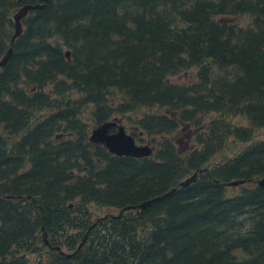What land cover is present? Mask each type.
Returning <instances> with one entry per match:
<instances>
[{"label":"trees","instance_id":"trees-1","mask_svg":"<svg viewBox=\"0 0 264 264\" xmlns=\"http://www.w3.org/2000/svg\"><path fill=\"white\" fill-rule=\"evenodd\" d=\"M9 47L0 264H264V0H0ZM125 114L150 155L89 139Z\"/></svg>","mask_w":264,"mask_h":264},{"label":"water","instance_id":"water-1","mask_svg":"<svg viewBox=\"0 0 264 264\" xmlns=\"http://www.w3.org/2000/svg\"><path fill=\"white\" fill-rule=\"evenodd\" d=\"M43 2H47L48 0H40ZM41 5V4H40ZM40 5H24L21 7L13 16L15 20V31L10 39V44L13 43L16 36H18L21 32V24L20 18L24 16L28 10L36 9L41 7ZM11 49L9 48L7 53L0 60V66L4 65L8 59ZM68 52L66 55L68 56ZM116 126L117 130L115 132L109 133L108 130ZM91 141L102 143L109 152L116 155H128L133 157H142L147 156L151 153V149L148 146H139L135 143L133 136L127 134L124 130L123 126H118L116 122L108 121L97 128L93 129L91 135L89 137ZM193 177L187 178L185 181L181 182V185L188 184ZM258 184L264 186V177L259 179ZM233 185L237 184V181L232 182ZM148 203V202H147ZM147 203H142L138 205L139 207H143Z\"/></svg>","mask_w":264,"mask_h":264},{"label":"rangeland","instance_id":"rangeland-1","mask_svg":"<svg viewBox=\"0 0 264 264\" xmlns=\"http://www.w3.org/2000/svg\"><path fill=\"white\" fill-rule=\"evenodd\" d=\"M184 75H185L184 78H181V76H179L176 79L179 80L180 82L191 80V75H192L191 73H185ZM113 98H114V101H117L119 99V96L117 94H114ZM146 111H148V109H146L145 107H142L139 111H137L136 115L137 114L140 115V114H142L143 112H146ZM150 111H157V110H155V109L152 110L151 109ZM128 116H129V114H125V116H123V117L120 116V115H116L114 118L118 121V123L120 125H123L126 128L127 132L129 133L130 130L133 129L132 124H133V122L135 120V117L132 116L130 119H128ZM233 120L245 123V120L243 118H240V117H236ZM135 131L138 133V129L135 128ZM139 137H140V134L137 136V140H138L137 144H142V145L146 144V141L140 140V139L144 138V135L142 136V138L140 137V139H139ZM179 137L181 139V145H183L188 140L187 135L184 134V131L179 133ZM255 138H264V128L258 129L255 132ZM231 152L232 151L229 150V149H224L221 154L229 156V155H231ZM219 157H220V155L215 156L212 159V161H217L219 159ZM104 212H105V209H101V211L98 214L99 215H103ZM32 260H34V259H32Z\"/></svg>","mask_w":264,"mask_h":264},{"label":"bare ground","instance_id":"bare-ground-1","mask_svg":"<svg viewBox=\"0 0 264 264\" xmlns=\"http://www.w3.org/2000/svg\"><path fill=\"white\" fill-rule=\"evenodd\" d=\"M37 5V4H36ZM39 5V4H38ZM41 6V5H40Z\"/></svg>","mask_w":264,"mask_h":264}]
</instances>
